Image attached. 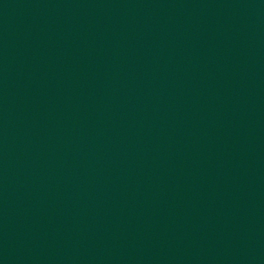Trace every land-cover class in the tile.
<instances>
[{"label": "water", "instance_id": "95a60500", "mask_svg": "<svg viewBox=\"0 0 264 264\" xmlns=\"http://www.w3.org/2000/svg\"><path fill=\"white\" fill-rule=\"evenodd\" d=\"M0 264H264V0H0Z\"/></svg>", "mask_w": 264, "mask_h": 264}]
</instances>
